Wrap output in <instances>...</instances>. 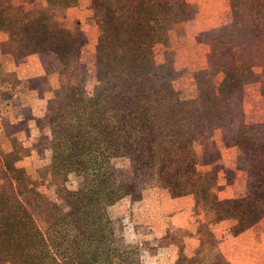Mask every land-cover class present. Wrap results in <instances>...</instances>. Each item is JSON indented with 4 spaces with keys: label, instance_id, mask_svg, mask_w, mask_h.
<instances>
[{
    "label": "trees",
    "instance_id": "trees-1",
    "mask_svg": "<svg viewBox=\"0 0 264 264\" xmlns=\"http://www.w3.org/2000/svg\"><path fill=\"white\" fill-rule=\"evenodd\" d=\"M45 1V7L29 9L0 0V29L9 32L15 59L47 50L62 52L64 42L72 37L47 10L74 6L78 0ZM245 3L252 27L245 33L256 35L264 28V0H234L237 9ZM92 4L100 30L96 57L109 63L108 70H97L96 77L110 86L87 90L81 83L61 85L47 112L48 124L57 132L51 142L49 168L63 178L87 176L75 190L56 183L59 201H48L24 169L15 166L11 152L3 154L0 199L22 217L12 219L0 210V263L65 264L33 216L35 210L43 209L54 230L58 227L68 240V263L131 264V253L119 244L108 213L110 206L135 192V182L121 180L112 163L118 157L130 159L133 174L154 167L176 188L191 185L203 203L216 206L218 219H236L235 236L263 221V125L242 121L235 132L237 141L247 143L246 149L251 150L252 195L216 198L214 184L197 169L198 154L193 147L203 134L233 120L235 91L257 82L260 75L249 65L225 64L218 88L183 99L172 84L174 71L166 62H156L153 48L158 41L166 42L169 29L184 20L185 1L93 0ZM213 196L214 202L210 200ZM263 251L256 256L261 262Z\"/></svg>",
    "mask_w": 264,
    "mask_h": 264
},
{
    "label": "rangeland",
    "instance_id": "rangeland-1",
    "mask_svg": "<svg viewBox=\"0 0 264 264\" xmlns=\"http://www.w3.org/2000/svg\"><path fill=\"white\" fill-rule=\"evenodd\" d=\"M92 1L78 0L74 6L47 10L72 35L62 52L47 50L15 59L9 32L0 29V160L11 152L9 158L15 166L24 169L48 201L57 203L55 184L63 182L75 190L87 173L63 178L49 168L51 142L57 137L56 129L48 124L49 102L64 84L81 83L87 90H107L110 86L96 77L97 70H108L109 63L96 57L100 30ZM184 1V20L169 29L166 42L158 41L153 48L156 62H166L174 71L172 84L181 98L195 99L202 91L218 88L225 64L249 65L260 75L257 82L235 91L233 120L206 132L193 144L197 169L214 184L216 198L252 195L251 150L246 149L247 143L237 141L235 132L242 121L264 127V28L256 35L245 33L252 28L244 10L247 3L237 9L234 0ZM6 2L29 9L46 5L45 0ZM112 163L121 180L135 182V192L108 208L119 244L131 253V264H230L231 259L241 264H264L256 259L264 250V220L235 236L232 226L236 219H218L216 206L203 203L191 185L176 188L154 167L133 174L128 157L115 158ZM211 199L214 202V196ZM0 210L12 219L22 217L3 199ZM33 216L65 264H71L67 262L69 243L63 231L58 227L54 230L43 209L35 210Z\"/></svg>",
    "mask_w": 264,
    "mask_h": 264
},
{
    "label": "crops",
    "instance_id": "crops-1",
    "mask_svg": "<svg viewBox=\"0 0 264 264\" xmlns=\"http://www.w3.org/2000/svg\"><path fill=\"white\" fill-rule=\"evenodd\" d=\"M254 256V255H253ZM229 262H231L230 264H241V263H239V261H236V260H234V259H231V261H229Z\"/></svg>",
    "mask_w": 264,
    "mask_h": 264
}]
</instances>
